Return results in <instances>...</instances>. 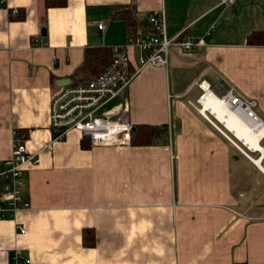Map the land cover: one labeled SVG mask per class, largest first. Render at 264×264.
Returning a JSON list of instances; mask_svg holds the SVG:
<instances>
[{"label":"crops","instance_id":"crops-1","mask_svg":"<svg viewBox=\"0 0 264 264\" xmlns=\"http://www.w3.org/2000/svg\"><path fill=\"white\" fill-rule=\"evenodd\" d=\"M223 1L68 0L47 10L44 0H7L0 7V170L16 133L40 154L26 172L31 208L0 221V264H264V129L254 151L242 123L231 127L206 113L210 122L190 105L201 95L197 81L224 78L257 102L264 127V47L246 44L264 31V0ZM125 6L138 13L137 36L152 32L150 15L164 9L169 38L203 40L191 52L172 49L167 69L147 67L130 85L134 131L163 132L148 145L92 146L77 132L53 142L57 82L75 75L87 49L126 43L128 28L115 17ZM129 51L135 61L139 52ZM6 187L0 183V193Z\"/></svg>","mask_w":264,"mask_h":264},{"label":"built area","instance_id":"built-area-1","mask_svg":"<svg viewBox=\"0 0 264 264\" xmlns=\"http://www.w3.org/2000/svg\"><path fill=\"white\" fill-rule=\"evenodd\" d=\"M6 2L7 0H0V7L5 6ZM222 3L232 6L235 0H225ZM10 14L17 17L19 10L15 8ZM149 22L152 32L144 36L129 35L124 45L112 48V63L103 73L86 84L71 83L56 89L52 95L50 113L53 142H61L71 132H77L88 137L92 146L132 145L134 126L129 117L128 102L132 81L147 67L167 69L170 52L174 48L181 52H191L203 46V40L183 38V33L169 38L164 9L152 13ZM99 29L104 30L105 26L101 24ZM34 44L37 47L47 46L40 39H36ZM130 49L139 52L135 61L132 60ZM196 86L201 95L195 103L190 102V105L207 120L210 121V118L206 113L217 117L212 109L205 107L208 100L216 99L228 112L239 118L243 127L254 129L257 134L264 129L261 119L255 113L257 102L246 98L224 78L216 85L200 79ZM242 145L247 147L245 143ZM39 155L30 153L25 142L15 134L12 157L2 163L3 169L0 170V183L7 185L0 193V221L15 220L20 212L31 208L26 196L29 188L26 172L30 166L37 167L40 164ZM19 230L22 235L26 233L21 226ZM13 258L17 263L22 256L17 254ZM27 262L30 263V260Z\"/></svg>","mask_w":264,"mask_h":264},{"label":"trees","instance_id":"trees-1","mask_svg":"<svg viewBox=\"0 0 264 264\" xmlns=\"http://www.w3.org/2000/svg\"><path fill=\"white\" fill-rule=\"evenodd\" d=\"M45 8L58 9L65 8L68 5V0H44ZM21 12L17 17H12L18 19ZM115 17L121 19L125 22L128 28V34L132 36H137L134 30L138 26V13L133 6H125L120 9L119 12L115 14ZM247 46L250 47H264V31H256L248 35ZM112 63V50L106 48H91L87 49L85 52V59L82 67L75 73L71 78L72 84L81 85L90 82L93 78L97 77L103 73ZM163 132V128H158L150 125L138 126L135 131L132 132V144L133 145H148L153 142V140ZM19 136V133H17ZM86 233H84L85 235ZM84 242L87 246L95 245V238H92L90 242L84 236ZM235 264H248L235 263Z\"/></svg>","mask_w":264,"mask_h":264},{"label":"bare ground","instance_id":"bare-ground-1","mask_svg":"<svg viewBox=\"0 0 264 264\" xmlns=\"http://www.w3.org/2000/svg\"><path fill=\"white\" fill-rule=\"evenodd\" d=\"M205 107L208 109H212L215 113H219L224 119H226V122L230 121V124H231L232 120H233V123H235V124H238L239 122L241 123V121L239 120V118L236 115H233L232 113L228 112V110H226V108L223 107L222 103L217 101L216 99L215 100H211V99L208 100V102H206ZM230 124H228V125H230ZM231 127H232V124H231ZM253 127H255V126H253ZM251 130L249 128L245 127V131H241L242 133L245 132V134L249 136V140L246 141V143L254 151L255 150H261V146L259 144V139H258L259 134H257L254 131V129H251ZM234 131L237 132L236 130H234Z\"/></svg>","mask_w":264,"mask_h":264},{"label":"water","instance_id":"water-1","mask_svg":"<svg viewBox=\"0 0 264 264\" xmlns=\"http://www.w3.org/2000/svg\"><path fill=\"white\" fill-rule=\"evenodd\" d=\"M42 35L43 36L47 35L46 29L42 30ZM71 83H72L71 79H61L57 82V87H66L69 86Z\"/></svg>","mask_w":264,"mask_h":264},{"label":"rangeland","instance_id":"rangeland-1","mask_svg":"<svg viewBox=\"0 0 264 264\" xmlns=\"http://www.w3.org/2000/svg\"><path fill=\"white\" fill-rule=\"evenodd\" d=\"M81 135V134H80ZM82 136V135H81Z\"/></svg>","mask_w":264,"mask_h":264}]
</instances>
